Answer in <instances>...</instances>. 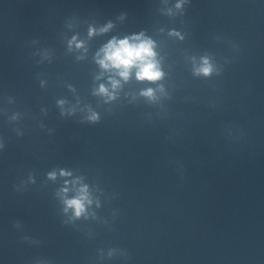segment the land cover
Wrapping results in <instances>:
<instances>
[{
	"label": "water",
	"instance_id": "obj_1",
	"mask_svg": "<svg viewBox=\"0 0 264 264\" xmlns=\"http://www.w3.org/2000/svg\"><path fill=\"white\" fill-rule=\"evenodd\" d=\"M0 14L100 65L112 41H150L158 79L107 68L151 90L264 192V0H0Z\"/></svg>",
	"mask_w": 264,
	"mask_h": 264
},
{
	"label": "clouds",
	"instance_id": "obj_2",
	"mask_svg": "<svg viewBox=\"0 0 264 264\" xmlns=\"http://www.w3.org/2000/svg\"><path fill=\"white\" fill-rule=\"evenodd\" d=\"M177 6L179 7V5ZM104 52L105 58L100 61L101 65L105 68L112 66L117 69H123L119 74L125 79L128 78V70L133 66H138L140 69L137 72L138 79L156 80L161 76V73L156 69V65L149 59L154 56L150 41L139 44H130L128 39L119 42L112 41L104 49ZM205 64H207V61H205ZM210 70L209 67H204L200 71L207 75ZM100 91L105 92L106 89L101 86ZM145 95H151V90ZM67 204L69 207L75 208L76 216H80L84 211L83 204L78 199L69 200Z\"/></svg>",
	"mask_w": 264,
	"mask_h": 264
}]
</instances>
